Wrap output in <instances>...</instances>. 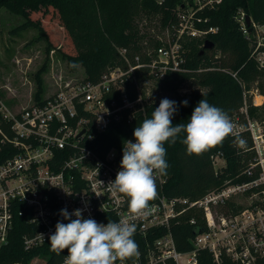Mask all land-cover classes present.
Masks as SVG:
<instances>
[{"label":"built area","instance_id":"2783aa9c","mask_svg":"<svg viewBox=\"0 0 264 264\" xmlns=\"http://www.w3.org/2000/svg\"><path fill=\"white\" fill-rule=\"evenodd\" d=\"M222 2L186 1L178 7L174 31L162 38L155 50L148 51L147 59L138 53L131 60L128 50L121 49L126 67H111L97 81L86 77L65 78L60 74L54 77L53 90L42 102L35 101L17 113L0 96V111L11 130L9 133L0 126V151L7 144L20 149L0 164V248L9 243L17 205L19 213L25 214L28 223L36 228L34 233L23 236L26 252L49 243L58 221L69 222L60 214L62 209L66 208L69 213L82 209L83 218L103 224L109 220L118 222L129 214L126 197L109 192L106 187L120 170L123 145L102 150L97 135L113 123L132 122L137 115L146 116L147 104L156 99L155 93H162L153 82L164 80L170 72L189 71L185 66L184 43L193 39L204 41L219 31L218 26L207 24L210 18L203 13L218 8ZM246 16L242 10L237 20L245 36L251 38L253 32L260 38L252 55L264 68V49H261L264 34L258 31L264 25L251 17L248 23ZM222 70L237 78V71ZM129 85L136 92L134 98L129 93ZM244 95L240 109L247 122L238 117L232 121L244 140L243 133L252 131L251 150L255 157L247 174L254 178L249 182L226 184L194 200L168 198L157 188L158 198L150 202L157 211L135 221V235L145 238L150 232L165 231L152 241L147 240L139 247V257L128 259L124 264H199L200 249L211 254L214 264H264V132L254 133L256 122L249 117L250 99ZM253 104L258 105L255 97ZM128 140L135 142V138ZM220 157L221 153L216 154L215 164ZM164 182L162 176L156 179L161 188ZM188 210L201 211L206 226L191 240L192 250L180 251L170 226ZM190 221L194 223L195 219ZM66 255L55 264H63ZM50 259L49 254L39 253L3 264H51ZM114 264L121 262L117 259Z\"/></svg>","mask_w":264,"mask_h":264},{"label":"trees","instance_id":"16d2710c","mask_svg":"<svg viewBox=\"0 0 264 264\" xmlns=\"http://www.w3.org/2000/svg\"><path fill=\"white\" fill-rule=\"evenodd\" d=\"M34 1H39L38 5H34ZM186 1L188 0H0V11L8 9L25 18L21 28L37 27L45 37L48 48L59 50L71 69L81 65L85 77L97 81L111 67H126L121 49L128 50L127 55L131 60L138 53L147 59L148 51L155 50L162 43V38L159 39L141 29L140 19L145 16L159 17L161 27L168 35L177 25L178 7ZM50 8L57 11L63 28L69 35L72 52L58 49L43 27L39 13L44 14ZM241 9L254 21L264 24V0H223L218 8L203 13L210 18L207 24L219 27L217 33L209 35L206 39L213 41L214 46L202 53L206 40L186 41L185 66L189 71L170 72L164 80L153 82L157 90L160 88L164 91L163 98L176 101L177 112L172 118L174 125L186 124L193 109L203 98L223 109L231 119L238 117L242 122H247L240 109L244 103V93L251 99L252 84L264 78V68L259 66L252 55L255 45H252V40L245 36L240 28L237 13ZM261 49H264V46ZM222 69L237 71V78ZM141 80L144 81L143 78ZM185 84L189 85L186 87L188 91L181 94L179 90ZM130 87L129 85V93L131 98H134L136 92ZM44 93L43 79L38 75L35 94L37 103L43 101ZM115 93L119 97L118 92ZM184 100L188 101L187 106L181 104ZM160 101L157 97L150 100L146 116L137 115L132 122L113 123L105 132L98 134L97 141L101 149L121 147L124 141L134 138L135 127L145 118H151L152 111L159 106ZM249 114L264 120V107L250 104ZM0 126L11 133L10 123L1 111ZM183 136L182 133L175 144H165L169 168L167 175L162 176L165 179L162 188L159 185L157 188L168 198L188 197L194 200L226 184L249 182L254 178L247 174V168L253 160L252 152L247 144L243 148L237 147L233 143L234 136L230 135L222 145L212 147L198 156L186 153V146L181 143ZM19 151V148L11 144L4 145L0 151V164ZM218 153L222 154L226 162L217 168L214 157ZM14 211L9 243L0 248V264L22 258L29 259L39 253L49 254L50 263L55 264L67 254L65 251L56 255L51 251L49 243L26 252L23 248V236L34 233L36 228L28 223L25 214L19 213L18 205ZM203 216L201 211L188 210L179 220L172 221L170 230L180 251H190L194 248L191 240L206 226ZM191 219H195V222L192 223ZM162 231L165 230H159L155 234L150 232L145 238L139 235L134 238L139 247H142L147 240L152 241L161 235ZM198 259L199 264H214L211 254L206 250H198Z\"/></svg>","mask_w":264,"mask_h":264},{"label":"clouds","instance_id":"9594fccd","mask_svg":"<svg viewBox=\"0 0 264 264\" xmlns=\"http://www.w3.org/2000/svg\"><path fill=\"white\" fill-rule=\"evenodd\" d=\"M181 104L187 106L188 101ZM176 112V101L161 99L151 118H145L135 127V142L124 141L120 170L106 187L109 192L126 197L127 216L118 222L109 220L103 224L92 218H83L82 209H75L72 213L66 208L61 210L60 214L69 222L58 221L48 242L56 255L67 252L63 264H114L117 259L124 264L128 259L139 257V245L134 238L135 221L157 211L155 204L150 202L158 198L156 179L167 175L169 168L166 143L175 144L183 133L181 143L190 156L201 155L222 145L230 135L234 136L233 143L237 147L246 146L228 113L204 98L193 109L186 124H173Z\"/></svg>","mask_w":264,"mask_h":264},{"label":"rangeland","instance_id":"374dc122","mask_svg":"<svg viewBox=\"0 0 264 264\" xmlns=\"http://www.w3.org/2000/svg\"><path fill=\"white\" fill-rule=\"evenodd\" d=\"M38 3L39 1H34V5H38ZM241 11L242 9L237 14H240ZM39 16L52 43L58 49L61 48L64 51L72 52V41L67 31L63 28L57 11L50 8L44 14L39 13ZM24 21L25 18L14 14L8 9L0 11V96L3 103L14 113L20 112L23 107L35 102L38 75L43 79L45 86L44 96L53 90L51 83L54 77L60 74L65 78L85 77V71L81 65L71 69L59 50H50L48 48L45 37L37 27L21 28L20 26ZM139 24L141 29H144L147 33L155 35L159 39L166 38L167 31L161 27L159 17L147 18L145 16V18L140 19ZM260 27L258 31L262 35L264 34V26ZM250 39L252 40V45H255L254 49L258 47L260 38L253 35L252 32ZM190 85H192L191 81ZM187 86L189 85L185 84L179 92L184 94L188 91L186 89ZM163 92L161 94L155 93L158 100L163 98ZM250 94H252V97L251 99L249 98L248 106L250 107V104H253L255 97L258 103L257 106L263 108L264 78H260L252 84ZM249 117L256 122L254 133L257 134L258 131L264 132V120H260L258 117H251L250 114ZM251 133V130L243 133L249 150L254 144ZM251 152V158H254L255 153L252 150ZM225 162L226 159L220 157L216 160L215 166L218 168L224 165Z\"/></svg>","mask_w":264,"mask_h":264},{"label":"water","instance_id":"95a60500","mask_svg":"<svg viewBox=\"0 0 264 264\" xmlns=\"http://www.w3.org/2000/svg\"><path fill=\"white\" fill-rule=\"evenodd\" d=\"M247 22L249 23L250 22V16L249 15H247ZM214 46V43H213V41H211V40H206V42H205V45H204V49L202 50V53H204V51H205V49H210V48H212Z\"/></svg>","mask_w":264,"mask_h":264},{"label":"bare ground","instance_id":"6f19581e","mask_svg":"<svg viewBox=\"0 0 264 264\" xmlns=\"http://www.w3.org/2000/svg\"><path fill=\"white\" fill-rule=\"evenodd\" d=\"M258 101H260V100L258 99Z\"/></svg>","mask_w":264,"mask_h":264}]
</instances>
